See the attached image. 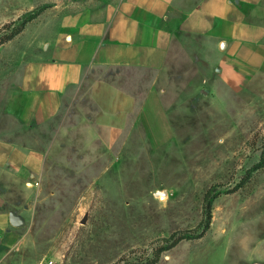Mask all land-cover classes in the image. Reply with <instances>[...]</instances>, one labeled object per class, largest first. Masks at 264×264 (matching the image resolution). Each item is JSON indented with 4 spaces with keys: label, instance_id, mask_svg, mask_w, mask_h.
<instances>
[{
    "label": "rangeland",
    "instance_id": "374dc122",
    "mask_svg": "<svg viewBox=\"0 0 264 264\" xmlns=\"http://www.w3.org/2000/svg\"><path fill=\"white\" fill-rule=\"evenodd\" d=\"M56 1L0 0V41ZM38 16L0 44V138L16 136L44 160L25 204L2 209L12 212L3 263L264 264V165L253 171L264 164V75L246 94L209 100L211 117L197 119L183 150H151L142 134L98 127L90 116L76 128L68 100L58 118L26 125L25 52L49 37L48 17Z\"/></svg>",
    "mask_w": 264,
    "mask_h": 264
},
{
    "label": "crops",
    "instance_id": "0c3cea01",
    "mask_svg": "<svg viewBox=\"0 0 264 264\" xmlns=\"http://www.w3.org/2000/svg\"><path fill=\"white\" fill-rule=\"evenodd\" d=\"M40 13L49 37L38 34L20 77L26 125L58 118L68 100L76 128L90 116L151 150H183L209 100L246 94L264 75V0H57ZM43 168L18 137L0 138V236L12 213L2 209L22 207Z\"/></svg>",
    "mask_w": 264,
    "mask_h": 264
},
{
    "label": "trees",
    "instance_id": "16d2710c",
    "mask_svg": "<svg viewBox=\"0 0 264 264\" xmlns=\"http://www.w3.org/2000/svg\"><path fill=\"white\" fill-rule=\"evenodd\" d=\"M40 11H41V10H39V11L37 12L36 16L40 13ZM36 16L27 15L26 17H24V18L21 20V25L16 29V31H15L10 37H8L7 39H5V40H1V41H0V44H2V43H4V42H6V41L12 39L14 36H16L17 34L21 33V32L23 31V29L25 28V25H26L30 20H32L34 17H36ZM263 165H264V164H258V165H256V166L254 167L253 171H256L257 169H259V168L262 167ZM210 193H212V189H209V191H208L207 194H206V199H208V206H207V209L209 210V215L211 214V213H210V210H211L212 200H213L214 197H215V196L210 197ZM185 238H187V236H185V235H181V236H179L178 238H176V239L173 241V243H172L170 246L166 247L165 250L168 249V248H170V247H172V246H174V245H176L180 240L185 239ZM189 238H190V237H189Z\"/></svg>",
    "mask_w": 264,
    "mask_h": 264
},
{
    "label": "built area",
    "instance_id": "2783aa9c",
    "mask_svg": "<svg viewBox=\"0 0 264 264\" xmlns=\"http://www.w3.org/2000/svg\"><path fill=\"white\" fill-rule=\"evenodd\" d=\"M0 264H4L1 258H0ZM43 264H56V263L53 260H45Z\"/></svg>",
    "mask_w": 264,
    "mask_h": 264
},
{
    "label": "bare ground",
    "instance_id": "6f19581e",
    "mask_svg": "<svg viewBox=\"0 0 264 264\" xmlns=\"http://www.w3.org/2000/svg\"><path fill=\"white\" fill-rule=\"evenodd\" d=\"M159 193H161L162 195H167V192L166 191H163V192L161 191ZM162 198H164V196Z\"/></svg>",
    "mask_w": 264,
    "mask_h": 264
}]
</instances>
